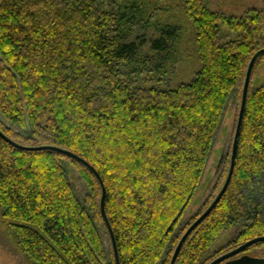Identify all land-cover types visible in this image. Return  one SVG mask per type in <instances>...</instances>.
<instances>
[{
    "label": "trees",
    "instance_id": "16d2710c",
    "mask_svg": "<svg viewBox=\"0 0 264 264\" xmlns=\"http://www.w3.org/2000/svg\"><path fill=\"white\" fill-rule=\"evenodd\" d=\"M208 4L0 0V116L6 122L0 120V130L23 146L67 150L95 169L119 264H169L182 234L227 176L232 141L220 187L180 227L227 103L233 98L239 109L248 63L264 48V8L231 16ZM159 7L162 17L155 14ZM168 8L187 24L166 19ZM186 39L196 72L188 82L161 88ZM263 57L252 70L230 182L175 264H208L264 236V206L254 194L264 175V82L252 83ZM142 68L149 71L140 80ZM69 167L88 189L82 201ZM100 199L99 181L79 161L48 149L22 150L0 137V215L30 264H115ZM228 229L234 237L209 255ZM259 245L264 242L245 251Z\"/></svg>",
    "mask_w": 264,
    "mask_h": 264
},
{
    "label": "rangeland",
    "instance_id": "374dc122",
    "mask_svg": "<svg viewBox=\"0 0 264 264\" xmlns=\"http://www.w3.org/2000/svg\"><path fill=\"white\" fill-rule=\"evenodd\" d=\"M163 5H166V3H163ZM208 5L209 8H211L213 11L231 16H240L250 8H264V0H209ZM168 9L171 10V8ZM155 14L162 17V15H164V12L159 7V9L156 10ZM170 15L171 17L167 15L165 18L172 21H178V23L181 24H183L184 22L185 24H187V22L184 21L179 10L176 12L175 9L172 8V10L170 11ZM224 31L228 34L229 38L234 36L231 33H228L226 29ZM180 43L181 47L183 48L180 49L179 53L174 57L175 61L172 65V67L175 68V71L171 75L172 77L170 76L168 79L162 78L163 82L160 84L161 88H168L169 86H172V88H174L180 83L188 82L196 72V56L192 48L193 45L189 44L188 39L183 40ZM142 69L143 73L141 74V77H139L140 80L142 78H146L148 74L147 72L149 71H146L147 68ZM252 81L253 86L255 87L261 85L264 82V57L258 60L254 69ZM237 109L238 108L236 101L233 98L230 99L227 103L222 120L220 122V126L215 137V142L213 144V148L211 150L205 171L203 173L201 185L193 196L190 204L185 209L180 221V227L186 225L190 219L201 212L205 203L207 204L212 199L222 183L223 178H221L220 176V168L224 166V161L228 156V150L231 145L235 128ZM0 120L6 124L1 116ZM68 170L70 172V180L73 190L80 201H82L88 192L86 184L80 177V173L76 168L69 167ZM254 194H256L257 200H259L264 206V175L261 178L260 185H256ZM98 231L106 249L108 250L107 237L105 235V231L100 225L98 226ZM234 235L235 232L233 231V229L223 231L219 235L215 243L212 245L209 251V255L212 256L219 250L225 249V246L234 237ZM243 253L251 256L262 257L264 256V245L250 248ZM0 264H30L18 248L14 237L8 230L7 222L1 218V215Z\"/></svg>",
    "mask_w": 264,
    "mask_h": 264
},
{
    "label": "water",
    "instance_id": "95a60500",
    "mask_svg": "<svg viewBox=\"0 0 264 264\" xmlns=\"http://www.w3.org/2000/svg\"><path fill=\"white\" fill-rule=\"evenodd\" d=\"M262 54H264V48L258 50L257 52H255L253 54V56L251 57V59L248 63L247 69H246L243 87H242L241 99H240V104H239V109H238V115H237V120H236V125H235L234 134H233V138H232L229 168H228V173H227V176L225 178V181H224L220 191L218 192V194L216 195L214 200L210 203V205L206 208V210L200 216H198L190 224V226L185 230V232L182 234L180 240L178 241V243L174 249V252L171 256L169 264H175V261L177 259L178 254H179V251H180L182 245L184 244V242L186 241V239L188 238V236L215 208V206L221 200L223 194L225 193V191L227 189V186L230 182V179L232 177L233 170H234L236 152H237V147H238V140H239V136H240V132H241V127H242L244 111H245V107H246V101H247V95H248V89H249V83H250L252 70H253V67L255 65L256 60ZM0 137L3 138L4 140H6L7 142H9L10 144H12L13 146H15L19 149H22V150L38 151V150L48 149V150H52V151H56L58 153L64 154L66 156L71 157L72 159H75L76 161H79L80 163L85 165L94 174V176L99 181V184L101 187V199H100L101 215H102L103 221L105 223L106 229H107L108 234H109V238L111 241L112 250H113V254H114L115 264H119V258H118V253H117V248L115 245L113 232H112L111 226L109 224V221L106 217V214L104 211V206H103L105 189H104L103 183L101 181V178L99 177V175L97 174L95 169L89 163H87L85 160H83L81 157H79V156H77V155H75V154H73L67 150L60 149V148L53 147V146H37V147L23 146V145H20V144L14 142L13 140L9 139L7 136H5L1 132V130H0ZM260 242H264V236H260V237H256V238H253L251 240H248L247 242L241 244L240 246L218 256L217 258H215L214 260H212L208 264H264V256L256 257V256H251V255H247V254L243 253L247 248H249V247H251L257 243H260Z\"/></svg>",
    "mask_w": 264,
    "mask_h": 264
}]
</instances>
